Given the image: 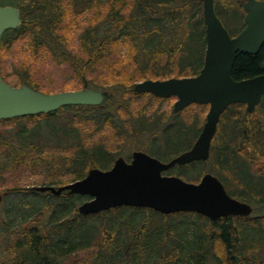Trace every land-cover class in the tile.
<instances>
[{
	"label": "trees",
	"instance_id": "16d2710c",
	"mask_svg": "<svg viewBox=\"0 0 264 264\" xmlns=\"http://www.w3.org/2000/svg\"><path fill=\"white\" fill-rule=\"evenodd\" d=\"M221 1H216L217 15L232 33L239 32L244 12ZM8 2L20 9L22 22L5 32L1 53L6 44L10 48L19 39L28 40L35 58L47 53L57 64H67L79 88L100 90L106 100L100 106H67L49 114L0 121V177L25 163L39 164L54 153L72 181L85 178L94 167L110 169L111 153L103 144H88L85 128L120 129L116 121L129 111L125 94L145 95L134 91L135 82L174 74L193 76L203 66L206 27L200 0ZM83 18L87 23L74 47L70 40ZM124 47L126 60L120 58ZM236 63L233 76L238 80L263 73L264 46L256 56L240 55ZM24 65L14 69L19 83L41 91L32 79L19 75V70L29 69ZM10 121L14 126L6 127ZM181 127L184 135L172 138L168 133V159L190 148L197 136L192 127ZM214 151L215 162L202 163L201 172L188 177L189 181L199 182L203 171L215 173L230 195L251 204L255 211L264 210V112L257 118L245 104H232L221 118ZM193 164L200 163L188 166ZM208 164L213 165L211 169L206 168ZM185 167H179L178 175L187 178L190 172ZM11 195L30 197L19 214L3 208ZM88 199L80 194L42 193L32 187L0 192V264H264V216L212 221L195 212L163 214L132 206L79 213V206ZM83 254L89 258H81Z\"/></svg>",
	"mask_w": 264,
	"mask_h": 264
},
{
	"label": "water",
	"instance_id": "95a60500",
	"mask_svg": "<svg viewBox=\"0 0 264 264\" xmlns=\"http://www.w3.org/2000/svg\"><path fill=\"white\" fill-rule=\"evenodd\" d=\"M200 1L207 43L200 73L181 78L147 79L134 86L137 93L176 97V113L191 104L210 106L202 132L192 148L168 162L137 151L131 162L119 157L109 170L92 168L85 178L64 186L35 187L36 191L89 196L78 208L84 215L122 206L150 208L163 214L195 212L212 221L253 214L251 204L231 196L222 181L211 173H206L198 183L164 175L175 166L209 160L221 116L229 106L244 103L247 111L253 113L264 98V74L243 80L233 77L237 53L257 54L264 44V1L249 0L243 7L246 27L235 37L217 15L215 0ZM20 25V9L0 5V50L4 33ZM105 100L104 93L94 88L44 93L26 84L13 86L0 73V121L49 114L67 106H100Z\"/></svg>",
	"mask_w": 264,
	"mask_h": 264
},
{
	"label": "rangeland",
	"instance_id": "374dc122",
	"mask_svg": "<svg viewBox=\"0 0 264 264\" xmlns=\"http://www.w3.org/2000/svg\"><path fill=\"white\" fill-rule=\"evenodd\" d=\"M216 1L221 0H215V3ZM0 3H2L3 5L17 7L15 4L8 2V0H0ZM225 5L228 7H234V5L238 6V2L237 0H227ZM95 13L96 11L91 14L90 17H94ZM230 17H232L231 14ZM84 23H87V19L85 18L80 20V24L82 25L74 30V33L70 40V44L74 47H77L79 44L77 37L82 31ZM236 26L237 25H232L233 28H236ZM27 43L28 40L19 39L10 48H8L7 44L4 47L1 53L0 69L2 75L5 77L6 82L10 83L13 86H20L21 84L19 83V76L18 74H15L14 69L16 67H20V65H22L23 63H26L27 65H24L23 67H27L29 69L23 68L19 70V75L23 78L29 77L30 79H32V81L40 86L42 92L56 93L83 89L79 88L80 84L74 77L71 68L67 64H57L49 55H47V53H41L39 54V56H37V58H35L32 55L34 53L32 48H29ZM112 57V60L117 59L116 56ZM120 58L124 60L128 58L127 47H124L122 49ZM112 60L110 59L109 61H106V63L109 64L108 62H112ZM171 77H178V75L174 74ZM148 79L155 78L149 77ZM141 81L143 80L135 82L134 85ZM121 96L122 94H120V97ZM125 99V103L129 106V111H123L121 114V118L117 119L116 124L121 126L120 129L118 127L112 128L110 126H105L102 130H98L97 127V130H95L93 127L88 125L84 130L86 142L90 144V141H93L95 144L105 145V148L111 153L114 160L119 156H129L132 150L137 149L134 148L135 141L137 140L134 138V135L132 133L136 131L137 133H139L140 131L136 129L132 131V125L135 127L137 125L138 127L141 126L142 130H144L145 128H149L150 125L152 126V128L169 127L172 122L171 118H173V106L176 102L175 97L169 99H160L150 94L131 95V93L129 92L125 94ZM208 111L209 106L192 104L186 107L182 112H180L178 118L180 119V121H182V123H184L186 127H192L193 131L196 132L200 130L202 125H204ZM259 112H264V108L262 106H259L256 113L251 114V116L256 115V117L258 118ZM14 124V121H10L6 124V127L10 128L14 126ZM154 133H159V131L152 132V134L148 132V134L142 140L150 141V138L151 140L156 138V134ZM194 138L192 139V141L194 140ZM183 139L184 138L181 137L178 138L177 141H182ZM182 151L184 150L182 149ZM149 153L153 155L157 154L158 157L165 162L169 160L168 157L165 156V154H163V156H160L155 150H149ZM214 155L215 151L213 152V157L211 160L212 162L210 163L215 162ZM56 157L58 156H56L55 153L47 154L44 156V160H42L39 164L31 165L25 163L18 168L5 172L3 177H0V192L3 193L4 190L12 187L35 188L50 185L64 186L74 182L72 181V175L67 172L65 168L60 169L58 158ZM205 166L206 168L209 167L207 169H211L213 165L208 164ZM184 169L190 172V174H187V178L182 177L188 182H190L188 177L194 175L197 177V174L202 170L201 164H193L191 166L187 165ZM179 170H181L179 167H175L168 174L178 175ZM257 171H259V167L258 169H256V172ZM202 173V175H204L207 172L203 171ZM56 181H58L59 183L50 184ZM27 202H30L29 196L23 195L22 197H18L16 195H11L3 204V208L5 212L9 209V211H11L13 215L19 214L21 212L23 204ZM251 216H264V210L261 209L254 211ZM80 257L83 259H88L89 254H83Z\"/></svg>",
	"mask_w": 264,
	"mask_h": 264
},
{
	"label": "flooded vegetation",
	"instance_id": "af4514ba",
	"mask_svg": "<svg viewBox=\"0 0 264 264\" xmlns=\"http://www.w3.org/2000/svg\"><path fill=\"white\" fill-rule=\"evenodd\" d=\"M258 1H264V0H258ZM237 2H238V6L239 7H241V8H243L248 2H249V0H237ZM0 5H2L3 6V4L2 3H0ZM243 11V10H242ZM245 19H246V14H244L242 17H240V19L239 20H242V26L240 27V31L239 32H237V33H232L231 31H230V29L228 28V27H226L225 25V27L228 29V31H229V33H230V35L232 36V37H235V36H237L245 27H246V25H245ZM223 22V21H222ZM224 24V23H223ZM263 46H264V44L262 45V47H261V49L259 50V52L257 53V54H250V53H237V55H236V58H235V61H234V65H233V68H234V66H235V62L237 61V63H238V61H239V57H240V55H246V56H256V55H258L260 52H261V50H262V48H263ZM3 47V38H2V45H1V48ZM205 54H206V52H205ZM204 63H205V56H204V62H203V66H204ZM237 63H236V65H237ZM202 66V67H203ZM202 69V68H201ZM261 74H264V72L263 73H261ZM261 74H259V75H261ZM255 76H258V75H255ZM234 77V76H233ZM254 77V76H253ZM251 78V77H250ZM236 79V78H235ZM236 80H238V79H236ZM243 80V79H242ZM176 101H177V99H176ZM175 104V103H174ZM245 109H246V105H245ZM183 111V110H182ZM181 111V112H182ZM180 113V112H179ZM179 113H176V112H174V106H173V118H171L172 120V122H171V125H169V127H166V128H157V127H153L152 128V126L150 125V127L149 128H145L144 130H142V128H141V126H139L138 127V125L136 126V127H133V130L132 131H134L135 129L136 130H139L140 132L139 133H137V131L136 132H134V133H132L133 135H134V138L137 140V141H135V144H134V148H137V149H134V150H132V152L129 154V156H126V157H124V156H119V157H123V158H125V160L127 161V162H131L132 161V159H133V154H134V152H137V151H141V152H145V153H147V154H149V155H151V156H154V157H156V158H158V159H160V160H162L161 158H159L158 157V155L156 156V155H153V154H151V153H149V150L151 151V150H155L160 156H162L163 154H165L166 153V151H168V148H169V146H168V133H170V136L172 137V138H175L178 134H180V135H184L182 132H183V127H181V125L182 124H184V123H182V121H180V119L178 118V115H179ZM255 113V112H254ZM254 113H250V114H254ZM223 116V115H222ZM221 121V120H220ZM203 129V128H202ZM202 129H200V130H198V131H196L195 132V134L197 135L195 138H194V140L191 142V147L194 145V143L197 141V139H198V137H199V135L201 134V132H202ZM218 129H219V125H218ZM155 131H159V133H154V134H156V138H154V139H152L151 140V138H150V141H147V140H142L147 134H148V132L149 133H151L152 134V132H155ZM218 132V131H217ZM217 135V134H216ZM215 138H216V136L214 137V139H213V142H212V147H211V155H210V159L208 160V161H210L211 159H212V157H213V152H214V142H215ZM137 142V143H136ZM137 145V146H136ZM136 146V147H135ZM190 147V148H191ZM189 148V149H190ZM188 149V150H189ZM185 151H187V150H184V151H182V152H180V153H178L177 155H173V157H171V159H173L174 157H176V156H178V155H180L181 153H183V152H185ZM153 152V151H152ZM154 153V152H153ZM155 154V153H154ZM119 157H117V158H119ZM171 159H169L168 161H170ZM116 160V159H115ZM115 160H114V162H115ZM163 161V160H162ZM167 161V162H168ZM208 161H197L196 163H200V164H202V163H206V162H208ZM193 163H195V162H193ZM114 164V163H113ZM187 166V165H186ZM177 167H183V166H177Z\"/></svg>",
	"mask_w": 264,
	"mask_h": 264
}]
</instances>
